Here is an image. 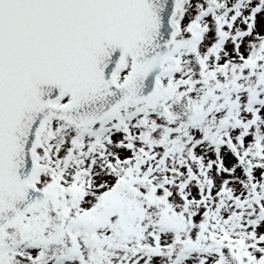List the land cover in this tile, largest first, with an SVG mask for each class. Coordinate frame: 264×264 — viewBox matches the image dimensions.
I'll return each instance as SVG.
<instances>
[{
    "label": "snow or ice",
    "instance_id": "obj_1",
    "mask_svg": "<svg viewBox=\"0 0 264 264\" xmlns=\"http://www.w3.org/2000/svg\"><path fill=\"white\" fill-rule=\"evenodd\" d=\"M0 264H264V0H0Z\"/></svg>",
    "mask_w": 264,
    "mask_h": 264
}]
</instances>
